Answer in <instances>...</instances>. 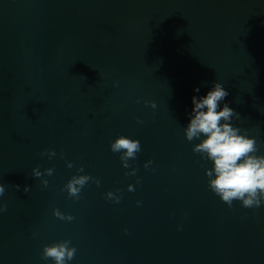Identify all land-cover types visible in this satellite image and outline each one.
Returning a JSON list of instances; mask_svg holds the SVG:
<instances>
[{
    "label": "water",
    "instance_id": "obj_1",
    "mask_svg": "<svg viewBox=\"0 0 264 264\" xmlns=\"http://www.w3.org/2000/svg\"><path fill=\"white\" fill-rule=\"evenodd\" d=\"M213 82L264 154V0H0V264H51L60 240L68 264H264V204L220 201L183 134ZM119 135L141 145L129 168Z\"/></svg>",
    "mask_w": 264,
    "mask_h": 264
},
{
    "label": "clouds",
    "instance_id": "obj_2",
    "mask_svg": "<svg viewBox=\"0 0 264 264\" xmlns=\"http://www.w3.org/2000/svg\"><path fill=\"white\" fill-rule=\"evenodd\" d=\"M117 83L113 82V87ZM193 92L199 94L200 87H194ZM229 95L227 89L220 82H213L203 95L191 97V110L187 113V122L183 126V134L188 142L193 143L192 152L199 154L202 160L209 163L204 174L207 178V186L220 201L233 206V202H239L241 207H260L264 204V154H258L257 140L254 136L247 134V129L234 126L233 119H239V113L235 112L225 98ZM139 102V101H138ZM145 103L155 109L156 104L151 101ZM142 123V121H137ZM110 150L119 154V160L124 168H129V159H135L136 154L141 151L140 142L126 135H119L110 142ZM55 155L51 149L47 150L48 158ZM152 163L148 160L144 168ZM66 166L71 168V162ZM83 172V167L77 169ZM136 169L131 168L125 175H135ZM47 175H52L53 169H45ZM34 177H40L42 173L32 169ZM93 177L84 175H73L63 185L62 190L73 199H78L81 189L92 180ZM98 185L99 180H95ZM47 185V181H42ZM15 187H19L16 185ZM128 191H133V185H127ZM24 191H30L29 186ZM119 189H117V192ZM5 192V186L0 184V196ZM105 198L112 202H119L120 197L112 191L105 194ZM139 205V201L136 202ZM6 206L0 204V212L5 211ZM52 214L61 220H73L71 215L62 214L53 209ZM179 227V225L177 226ZM76 252V248L70 245L68 240H60L44 245L41 249V259L51 261V264H68Z\"/></svg>",
    "mask_w": 264,
    "mask_h": 264
}]
</instances>
